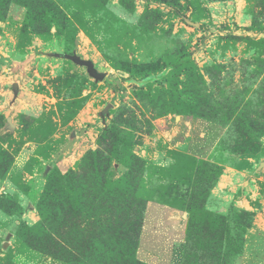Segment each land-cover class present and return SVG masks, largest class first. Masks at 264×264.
I'll list each match as a JSON object with an SVG mask.
<instances>
[{"label":"rangeland","instance_id":"374dc122","mask_svg":"<svg viewBox=\"0 0 264 264\" xmlns=\"http://www.w3.org/2000/svg\"><path fill=\"white\" fill-rule=\"evenodd\" d=\"M257 214L264 0H0V264H264Z\"/></svg>","mask_w":264,"mask_h":264},{"label":"water","instance_id":"95a60500","mask_svg":"<svg viewBox=\"0 0 264 264\" xmlns=\"http://www.w3.org/2000/svg\"><path fill=\"white\" fill-rule=\"evenodd\" d=\"M72 60L82 66H85L87 68V72L88 74L97 81H102L104 79V75L98 73V71L96 69H94L93 64L90 62H84V61H80L79 59H77L76 57H73Z\"/></svg>","mask_w":264,"mask_h":264},{"label":"crops","instance_id":"0c3cea01","mask_svg":"<svg viewBox=\"0 0 264 264\" xmlns=\"http://www.w3.org/2000/svg\"><path fill=\"white\" fill-rule=\"evenodd\" d=\"M257 218H259V221L257 220L259 226L262 227L261 231H264V214H257Z\"/></svg>","mask_w":264,"mask_h":264}]
</instances>
